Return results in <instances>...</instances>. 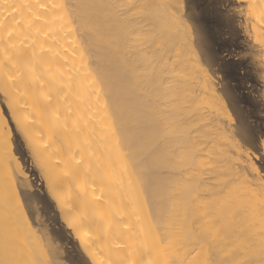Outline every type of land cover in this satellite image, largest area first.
<instances>
[{
    "label": "bare ground",
    "instance_id": "1",
    "mask_svg": "<svg viewBox=\"0 0 264 264\" xmlns=\"http://www.w3.org/2000/svg\"><path fill=\"white\" fill-rule=\"evenodd\" d=\"M244 1L264 60V0ZM184 4L0 0V93L93 264L264 261V183ZM21 164L0 105V264H61Z\"/></svg>",
    "mask_w": 264,
    "mask_h": 264
},
{
    "label": "rangeland",
    "instance_id": "2",
    "mask_svg": "<svg viewBox=\"0 0 264 264\" xmlns=\"http://www.w3.org/2000/svg\"><path fill=\"white\" fill-rule=\"evenodd\" d=\"M184 2V15L187 16L186 20L190 21L192 32L197 38L195 44L202 61L205 57L203 49L205 37L215 57L216 62L204 67L208 69L213 81L215 80L219 93L224 96L233 120L239 115L244 117L250 135L242 136L240 126L237 124L232 123V127L238 143L245 148L244 152H249L264 183V148L263 143H259L261 132L264 130V60L263 51L261 52V48L253 42L251 24L247 22L246 16L247 4L244 0H184ZM189 14L192 15L188 16ZM225 93L231 95L232 104ZM3 99L5 98L0 93V105L12 131L14 153L22 163L24 176L18 175V189L28 218L30 217L36 230L39 228V233L46 231L51 242H54L59 252L57 255L59 263L93 264L73 230L62 219L60 209L48 192L32 151L22 133L16 128ZM238 112L239 114H236ZM211 180L209 182L212 186L221 182L219 179ZM26 182L29 187L22 186Z\"/></svg>",
    "mask_w": 264,
    "mask_h": 264
},
{
    "label": "snow or ice",
    "instance_id": "3",
    "mask_svg": "<svg viewBox=\"0 0 264 264\" xmlns=\"http://www.w3.org/2000/svg\"><path fill=\"white\" fill-rule=\"evenodd\" d=\"M231 115L232 114H229V119H231ZM233 123L240 126V132H241L242 136L250 135L249 129L246 126V122H245L244 117L242 115L237 116V119L234 120ZM259 143H264V130H262V132H261V138L259 140ZM258 158L261 159V157H258ZM69 264H71V262H69ZM262 264H264V261H262Z\"/></svg>",
    "mask_w": 264,
    "mask_h": 264
}]
</instances>
